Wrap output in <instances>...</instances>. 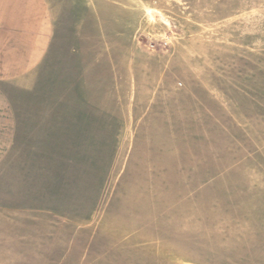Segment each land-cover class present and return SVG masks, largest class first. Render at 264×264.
<instances>
[{
    "label": "rangeland",
    "instance_id": "1",
    "mask_svg": "<svg viewBox=\"0 0 264 264\" xmlns=\"http://www.w3.org/2000/svg\"><path fill=\"white\" fill-rule=\"evenodd\" d=\"M109 18L110 82L138 95L87 150L98 210L75 213L61 258L13 264H264V0H125Z\"/></svg>",
    "mask_w": 264,
    "mask_h": 264
},
{
    "label": "crops",
    "instance_id": "2",
    "mask_svg": "<svg viewBox=\"0 0 264 264\" xmlns=\"http://www.w3.org/2000/svg\"><path fill=\"white\" fill-rule=\"evenodd\" d=\"M124 1L0 0V264L61 258L75 213L98 210L83 207L87 150L108 147L110 117L123 122L138 95L110 82L103 21ZM134 67L127 84L140 83ZM149 83L152 99L170 98L161 79Z\"/></svg>",
    "mask_w": 264,
    "mask_h": 264
}]
</instances>
